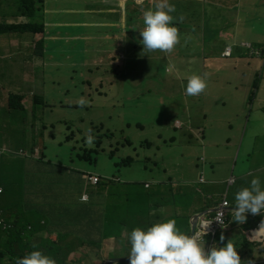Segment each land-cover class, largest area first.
Segmentation results:
<instances>
[{"label": "clouds", "instance_id": "clouds-1", "mask_svg": "<svg viewBox=\"0 0 264 264\" xmlns=\"http://www.w3.org/2000/svg\"><path fill=\"white\" fill-rule=\"evenodd\" d=\"M50 1L54 3L55 1H61L63 4L68 2L90 1L101 2L100 4H116L119 7L122 3H126L128 7H123L120 11L127 14V28L130 31L137 26L138 33L135 38L137 56L138 48L143 46V52H150L151 57L153 56V51L171 53L180 43L179 30L184 29L186 24L182 22L184 19L183 16H180L178 20H174L173 14L179 12L182 4H200L202 8V16L200 17L201 29L206 24H209L206 14L215 5L213 0H0V15L3 17V20L0 21V26L7 28L5 33H0V37H25L31 49L30 54L17 52L15 55L16 57L24 58V60L28 56H32L33 58L31 61L22 62L20 65L22 71L17 72L19 76H23V72L27 70V68L21 67L24 63H31L29 73L34 72L33 68L37 64L41 68L49 67L59 70L62 68H74L75 70H90V72L94 70V67L97 70L119 68L121 71L117 72V75L109 81V84L112 86L116 85L115 82L118 77L132 76L140 67L133 65L120 67V62L118 61L112 64L102 61L99 55V49L91 52V50L95 49V43L90 40L91 36L89 35L88 28L86 27L87 29H85V26L77 21L70 19L56 21L53 17V36H57L58 38L53 41V43L57 44L55 45L56 47H53L54 61H48L47 53L49 47L44 41L50 29L48 26V17H50V13L51 16H54V8L60 9V11L62 10V8L54 6L53 10L50 7L48 8ZM257 1L258 3H256ZM259 2L260 0L250 2V20L236 25L229 32L228 37L211 38V42H209L211 46H208L210 48L207 52V56L212 57L211 59L215 64V68L221 69L224 66L230 71V73L222 78L230 79L235 72L243 71L235 83L238 91L240 88H247V98L244 99L242 111L237 113V116L229 122V124L231 123L229 125L230 127H232V124L243 123V137L248 135L254 128L264 129V99L261 98V95L264 94V61H261L264 60V5ZM173 4H178L179 6L175 9V5ZM29 5H34L33 14H29L24 9L27 6L29 7ZM130 5H132V8ZM146 6L149 8L145 9ZM65 13L80 14L71 8L66 9L62 14ZM141 17L144 25L142 27L139 23ZM58 23H61V25L58 26ZM37 26H42L43 31H37ZM72 27H78L83 32H61V30L72 29ZM74 36L80 38L77 41L88 42L81 43V45L80 42L74 44ZM71 43L72 45H68ZM215 46L218 48H215ZM255 57L261 60L255 59ZM12 58L11 55H8L6 57V63L4 57L1 58L0 62V83H5L8 87H10L8 83L11 84L13 82L8 72H15L14 67L9 65L11 64L10 60ZM224 62L227 64H224ZM130 67H133L132 74H129ZM173 67L169 66L168 71H172ZM260 70L261 73L259 74ZM29 73L27 70V74ZM108 73H111V71H108ZM42 74L43 79L46 82L49 81L54 87V76H47L44 72ZM83 81L84 84L89 83L88 80ZM171 82H173L171 84H175L174 81ZM106 83L104 80L100 82V84ZM171 84L166 82L165 86H170ZM37 85V89L30 92V98H32L35 112L36 106H41L44 99L40 95L45 93L43 85L45 86L46 84L43 82L42 85L40 83H37ZM259 85L261 86L259 87ZM206 87L207 83L204 77L195 73L189 75L184 89L185 95L183 99L178 100L179 103H182L183 100V103L188 106V110L193 109V105L189 106L188 96L194 97L199 95L201 98ZM2 91H8V88L2 86L0 92ZM83 92L90 97L92 96L91 90H83ZM98 92L99 90L97 94ZM104 94L107 95V90H105ZM7 98L8 108L3 112L6 116L10 117V129L12 130L18 124L19 120H22L23 124H26V118L23 116V113L29 111L24 112L25 109L20 104L23 99L22 96L9 94ZM160 100L163 102L171 101L172 107L175 105L174 100H171L169 95H162ZM116 102L122 104L121 107L123 109H127L128 104H132V96L127 100ZM86 103L87 101L83 97L78 101L80 107H84ZM198 104H195V107ZM247 105L250 111L247 110ZM44 106L47 109H53L47 103ZM231 109L233 111H240L235 105L230 104L229 109L226 111L229 116H232L230 113ZM183 115L188 120L186 128L190 138L194 139L196 144L206 151L205 142L207 139H205V130L195 128L193 125L195 121L189 115L185 113ZM238 116H241L242 120ZM222 117L226 118L225 116ZM123 125L126 128H132L131 124L124 123ZM96 127L101 129L100 126H93L87 129L83 145L88 151L97 147L95 137L92 134V129ZM143 127L141 124L135 126L139 130ZM42 128L43 131L50 133L49 129L54 131V123H52V128L44 126L43 124ZM183 128L182 124L176 121L174 125L166 130V138H163V135H157L156 139L152 141L144 139L145 146L149 150L152 148L156 150L154 160L149 157L143 159L137 155L135 159L129 157L128 159L131 162H128V165H123L122 168L127 167L132 170L137 164H153L155 168L159 164L162 166L165 162V156L161 151L162 148L163 151L167 148H173V144L180 141V137L174 136L171 129L182 131ZM102 130L105 131V127ZM35 133L36 130L22 142V146L29 148L28 150L14 152L6 149L7 147L5 146L0 149V157L2 158L4 155L10 154V156L19 157L22 160V163H15L16 159L10 157L3 174L5 171L8 172L9 165L14 164H22L25 174H28L30 169L33 168L31 167L33 165L37 170L43 172L39 178L36 175H34V179L24 176L25 178L21 182H19L21 175L19 174L20 176L16 177L19 184L23 183L19 187L24 188L26 194L30 195L33 193L39 186L38 181L42 178L46 179L44 181L45 184L54 182L55 187L51 194L52 196L48 200L39 191H37L39 195L38 199L36 197L37 195L33 194L36 202L34 204V210L42 202L54 217V220L50 219L52 223L47 219L42 220V224H47L49 228V230L42 233L43 237L55 241L62 234L66 233V225H63L56 219L71 217L68 214L75 213L80 216V223H82L81 230L89 227V217H98L100 224L103 223L102 228H99L101 232L100 234L98 233V239L95 242L99 246H93L90 243L81 244L79 242L68 256V264H89L90 260L92 264H104L111 259L128 260V263L114 264H264V178L261 173V167L264 162V137L261 139L260 145L248 155L247 159L243 157L245 149H242V146L234 150L233 159L230 157L231 169L228 174L229 176L221 184L209 178V172L207 178L204 177V172L207 171V165L211 161L209 158L199 157L196 159V162L200 165L199 168L197 167L198 173L194 179L190 180L187 177H183L181 181L177 182L168 180L169 185H164L160 181L155 184L148 182L149 178L146 173L149 171L153 173V170H149L146 166H143V174L133 176L131 172H120V176L113 175L115 178L114 181L105 182L104 174L106 172L96 174L79 172L63 164L59 165L53 161H47L48 157L46 152L49 151L50 146L45 144V141L38 139ZM107 134L109 136L110 132ZM19 135L22 138V133ZM171 135L173 139L170 138ZM49 137L54 140L53 132H51V136ZM69 138H67L68 141H70ZM127 144L131 145L132 143L128 140ZM41 145L42 149L40 148ZM216 151L219 150L216 149ZM223 151H225V154H230L231 152ZM133 153L136 154L137 151L135 150ZM103 154H108L107 150ZM113 154L110 158L115 160L116 157L114 159L112 157ZM88 155L89 153L84 155L83 161H85L84 158L88 157ZM3 159L0 165H3L7 161V157H3ZM248 159H251L252 162H257L258 165L252 172H248L245 175H237V164L241 161L247 163ZM118 162L121 163L122 161ZM44 164H50L52 168L68 170L69 172L61 174L49 172L50 170ZM213 164L211 166V172L213 169H217V164ZM122 168L118 167V169ZM73 172H79L80 175L77 176ZM50 173H54V175ZM123 173H125V176H123ZM46 174L54 176V179L47 178ZM68 177L70 179H67ZM60 178L63 179L61 184L56 185V182ZM132 178L140 180L132 181ZM136 183H141L144 189L136 187ZM124 185L129 186L125 187ZM195 186H203V203L199 202L201 195L196 193L197 189ZM161 189L166 193V198L161 195L156 201H153V219L148 224L144 223L147 226H142L144 224L138 223V221H144V215L140 209L145 204V198L150 197L152 193L160 191ZM233 192H236L234 196L231 195ZM5 193V187L2 181H0V196H3ZM172 195L173 201L171 198ZM94 202L97 204L91 207ZM133 206L135 208L132 210ZM168 209L174 211L172 219L166 217L165 213ZM1 214L2 212L0 211ZM183 221H185V230L182 231L180 228L182 227ZM113 222H122L118 230L120 235L124 231L128 232L124 236L127 239L125 245L127 247L131 245L127 257H102L104 240L111 237L115 239L113 234H107L105 232L108 228L113 227ZM1 226L5 230L13 228V225H8L4 219H0ZM128 229L132 230L129 232ZM236 232L244 237L247 245L255 248L257 252L250 250L249 255L246 250L241 253L240 249L231 240V237ZM92 251H94L93 256L90 254ZM92 260L101 261L94 263ZM15 264H56V261L41 251H32L25 254L22 258H17Z\"/></svg>", "mask_w": 264, "mask_h": 264}, {"label": "rangeland", "instance_id": "rangeland-1", "mask_svg": "<svg viewBox=\"0 0 264 264\" xmlns=\"http://www.w3.org/2000/svg\"><path fill=\"white\" fill-rule=\"evenodd\" d=\"M90 2L87 1H78L68 4H63L61 1H50L48 3V8L50 7L53 10L54 7L60 8H81L78 9L82 11L79 15L75 14H62L60 9L54 8V16H50L59 21L61 19H70L84 24L89 31L91 36L90 40L95 43V49L91 50L93 52L96 49H111L113 54H119L118 44L114 38H107L105 34H102V31L113 33V22L106 16H100L99 13L89 14L83 10L82 7H85L86 4ZM95 4H98L97 2ZM175 5V9L179 6ZM132 8V5H130ZM149 8L148 6L145 9ZM202 11V8H201ZM132 15V12H131ZM140 26L143 25V20L141 17ZM83 32L78 29V27H72V29L61 30V32ZM86 32V30H84ZM74 44L87 43L88 41H77L80 38L74 36ZM55 43L48 48V52L53 50V47H56ZM68 45H72L68 44ZM197 42L195 45L187 44L183 50L185 53L177 52L175 55L180 57L183 56L184 60L182 62L173 61L169 58L167 53L161 51H153V56L151 57L150 52H143V46L138 48V57L140 60V68L137 70V77H152L154 80H141L138 82H133L128 76L121 81H117L115 86L109 84L111 78L117 75V72L121 70L119 68L112 69H100L97 70L94 67V70H85V69H74V68H62V69H53V68H41L40 66H34V72L29 73L31 63H24L21 67L27 68L28 73L25 76L31 78H36L34 81L40 82L42 85L45 82V93H42L40 96L44 97L41 106H36L35 118L31 117L30 113L27 112V124L24 127L22 138L19 134L13 132L8 128L9 119L0 115V149L2 147H7L14 152H20L22 150H28L29 148H24L22 142H24L31 133L36 130L35 136L41 141H45V144L50 146L49 151L46 152L48 160L53 161L55 164H63L67 167H71L79 172H87L91 174H96L99 172H106L104 174L105 182L114 181L113 175L120 176V172H131L133 176L143 174V166H146L149 170H153V173L147 172L146 175L149 178L148 182L155 184L160 181L164 185H169L167 182L171 180L172 182L181 181L183 177H187L192 180L195 178L198 173L199 163L196 162V159L208 158L205 154L207 151H204L196 144V141L190 138L189 133L187 132V117H184V113L189 115L196 124L201 123L202 115H208L207 121L204 123L205 127L214 131V132H223L224 136L226 134L225 122L233 120L238 113V110H230L232 116L226 113L229 109L230 104H236L238 107L244 102V99L247 98V88H240L237 90L236 81L239 78L243 71L235 72L230 79L232 82H227L225 84H213L208 79L209 77H225L226 74L230 71L224 66L221 69L212 67L210 62H206L204 59V47L201 49L196 48ZM62 50V43L60 44ZM215 48H218L215 46ZM12 57L16 55L14 50L8 48ZM255 59H259L255 57ZM261 60V59H259ZM264 61V60H261ZM147 64V65H146ZM224 64H227L224 62ZM104 65V64H103ZM177 65V66H176ZM106 66V65H104ZM169 66H174L172 71H168ZM177 67V68H176ZM175 68L177 69L178 76L175 75ZM111 71V73H108ZM133 67H130L129 74H132ZM53 75L54 76V87L49 81L43 79V74ZM201 75L206 79L207 87L206 90L202 93L203 97L197 96H188L189 106L193 105V109L188 110V106L185 103H179V99H183L185 95V87L187 81L169 82L170 86H165L167 79L179 78L181 81L184 77L191 74ZM261 73V70L259 74ZM261 77V76H260ZM19 79L23 80V76ZM83 80H88L89 83L84 84ZM104 80L106 84H100ZM235 80V81H234ZM26 81V80H24ZM57 84V85H56ZM8 86L5 83H0L1 87ZM261 85H259L260 87ZM83 90H91V97L83 92ZM99 90L98 94L97 91ZM107 90V95L103 93ZM263 93V91H262ZM261 93V94H262ZM162 95H169L170 99L174 100V107L171 106V101L163 102L160 100ZM132 96V104H128L127 109H123L122 104L117 103L116 101L127 100ZM83 97L87 101L84 107H80L78 104L79 99ZM261 98L264 99V94L261 95ZM255 101V99H254ZM47 103L53 109H47L44 104ZM199 103V104H198ZM195 104H198L195 107ZM256 104V102H255ZM255 106V105H254ZM249 106L247 105V110ZM124 112V114H123ZM227 117L226 120H222L221 117ZM221 120V124L220 121ZM178 121L184 127L182 131H176L171 129L174 136H179L180 141L173 144V148H167L162 153L165 156V162L157 168L153 164L143 165L137 164L132 170L124 167L118 169V161H123L129 157L135 159L137 155L140 158L145 159L146 157L154 160V155L156 150L148 149L145 146L144 139L152 141L156 139L157 135H163V138H166V130H168L174 123ZM52 123H54V131L49 129L50 133L43 131L42 124L49 128H52ZM124 123L131 124L132 128L124 127ZM141 124L145 127L144 131L136 129L135 126ZM93 126H100L101 129L93 128L95 140L98 139L99 135L107 134L110 132L109 136H102L104 147L108 154H103L100 152L99 155L94 154L89 162L83 161L85 155L86 147L83 145L86 137V132L88 128ZM105 127V131L102 128ZM42 128V130H40ZM51 132H53L54 140L51 139ZM75 134V138L68 141L67 138L72 137ZM187 137H186V136ZM131 141V145L127 144V141ZM219 141L217 138H210L208 143L213 147L215 143ZM34 144V143H33ZM107 145V147H106ZM264 145V144H263ZM42 149V145L40 146ZM132 148V149H131ZM137 151L134 154V151ZM223 155L225 156V151ZM114 153L116 159L112 160L110 156ZM231 158L233 159V152H230ZM7 157V161L0 165V181L11 182L16 178L14 176H9L10 174L16 173L20 174L19 182L24 180V176L27 178L34 179V175L39 178L43 173L41 170H37L33 165L28 172L25 174L24 169L19 171L17 169L3 174L4 168L9 161L10 157L16 159V162H21L22 160L19 157L10 156V154L4 155ZM0 161L3 162L2 160ZM96 160V162H94ZM98 160V164H97ZM83 161V162H82ZM252 162L251 159H248V162L244 166L250 165ZM207 165V171L204 172V177L207 178L208 172H211V166L214 164L209 162ZM224 161L222 162L223 165ZM168 164V168H167ZM205 166V165H203ZM198 167V168H197ZM206 168V167H205ZM201 171V170H200ZM53 174L54 173H50ZM46 174L47 178L54 179V176ZM76 175H80L79 173ZM229 176V175H228ZM67 179H70L69 177ZM136 187L144 189V186L141 183H136ZM128 187L129 185H124ZM203 186H195L196 193L201 195L199 202H204V193ZM25 201L21 198L17 200V205L14 208L15 210L21 208L22 204L25 205ZM197 202V201H195ZM168 209L167 211H169ZM11 212V211H10ZM32 219V216L30 215ZM33 220V219H32ZM128 222V221H127ZM109 223V222H107ZM122 225V222H113V227L111 228V234L115 236L116 242L120 245V250L112 253L110 256L115 258L116 256H128L130 247H127V239H125L123 232L121 235L118 233L119 227ZM142 226H145L142 225ZM132 229H128L130 232ZM95 246H99L98 244ZM94 251L90 252L93 256ZM93 261V260H92ZM101 260H95V262H100ZM89 264H92L91 260Z\"/></svg>", "mask_w": 264, "mask_h": 264}, {"label": "crops", "instance_id": "crops-1", "mask_svg": "<svg viewBox=\"0 0 264 264\" xmlns=\"http://www.w3.org/2000/svg\"><path fill=\"white\" fill-rule=\"evenodd\" d=\"M253 0H213L214 2V7L211 8L208 13L206 14V18L209 22V24L205 25L203 29L200 28V17L202 16L201 13V6L200 4L196 3H184L180 6V10L178 13H174L173 17L174 20L183 16V23H185V28L179 30V38H180V43L175 47V49L171 53H167L169 58L172 59L173 61H176V64L178 62H182L184 60L183 56H176L175 54L177 52H182L185 53L183 48L189 44V45H195L197 42L196 48L201 49L204 47V59L206 62H211V66L214 67L215 64L212 61V57L207 56L208 49L211 46L209 42H211V38H217V37H228L229 32L238 24L245 23L250 20V11H249V5L250 2ZM256 1V0H255ZM90 2V1H87ZM70 3V2H68ZM65 3V4H68ZM96 2H90L89 4H86L85 7H82L83 10L91 15L99 13L100 16H106L105 18H109L113 22V29L114 32L111 34L109 32H106L105 30L102 31V34H105L107 38H114L118 44V50L119 54H113L112 50L109 49H99V55L101 56L102 61H106L109 64H112L114 62H120L119 66L124 67V66H136L140 67V60L137 56V47H136V34L138 33L137 31V26L134 28L132 31H130L128 27V16L124 12L122 13L120 11L121 8L123 7H128L126 3H122V5L119 7L116 4H109V3H104L100 4L101 2H97L98 4H95ZM258 3V1L256 2ZM260 4L264 5V0H260ZM66 9L68 8H62L60 11L63 13ZM75 11H78L82 13V11H79L78 9L81 8H71ZM8 11H10L9 8H7ZM1 13V12H0ZM51 16V13H50ZM3 20V17L0 15V21ZM50 21V22H49ZM197 22V23H196ZM82 24V23H81ZM182 24V23H181ZM58 26L61 25V23L57 24ZM85 26L84 24H82ZM48 26L49 30L47 33L46 38L44 39L45 44L50 47L53 45V41L56 40L58 37L53 36V19L48 17ZM85 29L86 26L84 27ZM214 46V45H212ZM14 50L16 53L17 52H24L27 54L31 53V49L29 48V43L28 40L25 37H0V62L1 58L4 57L5 63L7 61L6 57L8 56L9 50ZM215 51V50H214ZM213 51V52H214ZM47 58L48 61L52 62L54 61V50H51L47 53ZM33 58L32 56H28L26 60L22 57H13L9 64L11 67H14L15 72H11L10 78L13 79V82L8 83L10 87H8V91L5 92H0V115L4 116L5 118L9 119V124L8 128H10V117L6 116L3 111H5L8 108V98L7 96L9 94H18L19 96H22L23 99L20 102L21 106L24 107L25 111H29L31 113V116L34 115L35 109L32 104V98H30V92L33 90H36L38 85L37 83L40 82H35L34 80L36 78H31L30 80L28 76H24L27 74V70L23 72L24 80L19 79L21 76L17 72L22 71L20 68V65L24 61H31ZM9 61V60H8ZM8 65V66H9ZM147 65V64H146ZM177 66V65H176ZM7 67V66H6ZM177 68V67H176ZM175 68V75L178 76L177 69ZM9 69V68H8ZM137 72L134 73L132 76H129V78L133 82H138L141 80H154L152 77H137ZM127 76H121L118 77L117 81H121ZM180 81L179 78H174V79H167V82H183L185 83L187 81L188 75ZM211 83L213 84H225L227 82H232L231 79H226V78H220L216 76H212L208 78ZM115 82V84H116ZM183 102V100H182ZM239 109L238 113L242 111V106L243 103L241 104L240 107H238L236 104H233ZM23 116L26 118V124H27V115L26 113H23ZM35 117V116H33ZM238 118H241V116H238ZM208 115L203 114L202 115V121L199 124L194 123V127L197 129L202 128L205 130L206 135H205V148H206V155L210 159L211 162L217 164V169H213L212 172H209L208 176L209 178L217 181L218 183H222L228 176L231 166H230V154H225L223 155V152H220L222 150L226 151H232L234 153V150H237L240 146H242V149H245V153L243 154L244 159L248 158V155L255 150L257 146L260 145L261 139L264 137V129L260 128H254L252 131L249 132L248 135L243 137V131H244V125L243 123L239 124H232V127H230L229 122L232 120H227L225 122V129H226V134L224 136L223 132H214L208 128L205 127L204 123L207 121ZM222 120H226V118L221 117ZM220 124L222 123L220 119ZM26 124H23L22 120L18 121V124L13 127L11 131L21 134L23 133L24 127ZM141 129V128H140ZM145 128L143 127L141 130H144ZM170 138L173 139L172 135ZM210 138H217L219 141L215 143L213 147L208 143V140ZM219 150V151H216ZM264 156V155H263ZM235 159V158H234ZM224 162V165H222V162ZM245 162L241 161L237 164L236 166V172L237 175H245L248 172H252L254 168L258 165L257 162H252L248 166H244ZM261 173L264 178V162L261 167ZM123 176H125V173H123ZM140 179L132 178V181H136ZM264 180V179H263ZM217 191V189H215ZM236 192L231 193L232 196H234ZM163 196L166 198V193L164 192L163 189L160 191H155L150 195V197L145 198V204L141 206V212H143L144 215V221H138V223H147L151 221L153 218V201H156L160 196ZM172 201H173V195H172ZM179 203V201H178ZM135 207L133 206L132 210ZM156 208V207H155ZM173 210L167 211L166 217L169 219H172L173 217ZM147 226V225H145ZM185 226V221L182 222V227L180 228L182 231ZM125 233H128L124 231ZM127 234H124L126 236ZM231 240L235 243V245L240 249L241 253L243 251L248 252L250 255V250L257 252L255 248H251L250 245H247V241L245 240L244 237H242L238 232H236L232 237ZM103 250V256L102 257H108L111 258L110 256L113 252H117L120 250V245L117 244L116 240L111 237L108 239L104 240V247L102 248ZM118 257V256H116ZM122 257V256H119ZM127 257V256H124Z\"/></svg>", "mask_w": 264, "mask_h": 264}, {"label": "trees", "instance_id": "trees-1", "mask_svg": "<svg viewBox=\"0 0 264 264\" xmlns=\"http://www.w3.org/2000/svg\"><path fill=\"white\" fill-rule=\"evenodd\" d=\"M24 9H26L29 14H33L34 5H29V7L27 6ZM6 29L5 27H1L0 33H5ZM37 31L42 32V26H37ZM92 134L94 135V130H92ZM102 136H108V134H101L97 137L98 139L95 140L97 145L96 148L90 151L86 149V154L89 153L88 156L90 158H92L94 154L99 155L100 152L105 153L106 149L103 148L104 142ZM72 138H75V134L72 135ZM72 138H69V140H72ZM112 157L115 159L116 155L113 154ZM84 160L87 162L90 161L88 157L84 158ZM94 162H96V160H94ZM128 162L130 163L131 160H123L118 164L119 168H122L125 164L128 165ZM44 166L50 170L49 172H55L57 174L69 172L68 170L52 168L50 164H44ZM15 169L22 171L23 165H9L8 172ZM8 172L5 171L4 174ZM73 173L78 174L79 172ZM9 176H14L16 178L20 175L13 173ZM45 180L44 178L40 179L38 181V188L30 195L26 194L24 188L19 187L23 183L19 184L16 179L12 182L2 181L6 193L0 196V211L2 212L0 219H4L8 225L12 224L13 228L5 230L2 226L0 227V264H15L17 258H22L25 254L32 251H41L43 254L53 258L56 264H68L67 258L79 242L81 244L90 243V245L93 246L98 244L95 242L98 239V233L100 234L101 232L99 228H102L103 223L100 224L98 217H89V227L81 230L82 223H80V216L75 213L68 214L71 217L56 219L58 222L66 225V233L62 234L57 240L51 241V239L43 237L42 233L49 230V228L47 224H42V220L47 219L51 222L50 219L54 220V217L42 202H40V204H38L39 206L34 210V204H36V202L33 194L37 195L36 197L38 199L39 195L37 191H39L46 200L52 196L51 194L55 187L54 182L51 181L52 183L45 184ZM62 180L63 179L60 178L56 182V185L61 184ZM19 198L25 201V205L22 204L20 206L21 208L15 210L14 208ZM96 204V202L92 203L91 207H94ZM30 215L33 220L30 218ZM111 231V228H108L105 232L109 234Z\"/></svg>", "mask_w": 264, "mask_h": 264}, {"label": "water", "instance_id": "water-1", "mask_svg": "<svg viewBox=\"0 0 264 264\" xmlns=\"http://www.w3.org/2000/svg\"><path fill=\"white\" fill-rule=\"evenodd\" d=\"M193 226H194V223H193ZM114 263H128V260H125V259H111V260L107 261L104 264H114Z\"/></svg>", "mask_w": 264, "mask_h": 264}]
</instances>
